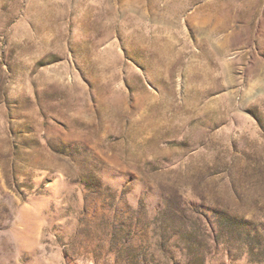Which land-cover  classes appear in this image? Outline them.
Instances as JSON below:
<instances>
[{"label": "rangeland", "instance_id": "374dc122", "mask_svg": "<svg viewBox=\"0 0 264 264\" xmlns=\"http://www.w3.org/2000/svg\"><path fill=\"white\" fill-rule=\"evenodd\" d=\"M0 264H264V0H0Z\"/></svg>", "mask_w": 264, "mask_h": 264}]
</instances>
